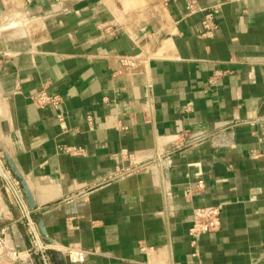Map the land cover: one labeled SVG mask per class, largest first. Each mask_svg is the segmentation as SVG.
<instances>
[{"label":"crops","instance_id":"obj_1","mask_svg":"<svg viewBox=\"0 0 264 264\" xmlns=\"http://www.w3.org/2000/svg\"><path fill=\"white\" fill-rule=\"evenodd\" d=\"M43 89L65 130L30 102ZM127 154L146 169L122 178ZM0 169L10 248L31 224L45 248L0 264H70V245L85 264H264V0H0ZM213 206L222 229L194 258V210Z\"/></svg>","mask_w":264,"mask_h":264},{"label":"built area","instance_id":"obj_2","mask_svg":"<svg viewBox=\"0 0 264 264\" xmlns=\"http://www.w3.org/2000/svg\"><path fill=\"white\" fill-rule=\"evenodd\" d=\"M189 10H193V5H189ZM217 10L214 9L208 12L205 15L204 21L202 22V26L204 29L203 37L211 38L213 37L217 26L214 22L215 14ZM119 63L122 68L126 70L134 71L138 69L141 65V61L135 57H120ZM148 89L151 92L152 85L148 83ZM30 102L33 106L38 109L52 108L56 111V118L62 129H66V115L62 112L61 107L63 104V100L59 95L50 94L46 90H40L29 97ZM189 110L188 108L186 109ZM180 149V145L176 147ZM72 154L77 151H68ZM127 158L130 161V166L125 171H122L119 175L123 178L124 176L130 175L134 172H140L145 168L146 164L137 163L131 154H127ZM160 158V157H159ZM203 187V182H198V188ZM191 191H188L190 194ZM222 212L220 207H205L194 210L192 225L189 229V239H190V247L192 249V256L194 258H198L200 256L199 253V241L202 237L210 234H215L221 231L222 229ZM31 231L29 234L32 238V247L26 250L25 252H18L14 249H11L9 246V231L5 226H0V260L3 258H9L14 261H22L23 259H29L34 255L40 253L45 248L42 247L39 243V235L35 231L34 227L31 224ZM63 253L65 254L68 262L70 264H85L86 259L89 252L84 251L78 245H70L63 249Z\"/></svg>","mask_w":264,"mask_h":264},{"label":"water","instance_id":"obj_3","mask_svg":"<svg viewBox=\"0 0 264 264\" xmlns=\"http://www.w3.org/2000/svg\"><path fill=\"white\" fill-rule=\"evenodd\" d=\"M16 22L17 23L22 22V19L20 17H18ZM3 155H4L5 160L8 163V168L10 170L12 177H14L16 182L19 184L20 192H21L22 196L24 197V199L26 200V204H27L28 209L30 211H33L35 209V203H34L32 192H31L30 188L28 187L26 180L24 179V177L22 175H20L15 170L9 156L6 153H3ZM0 174L2 176H4V172L2 170L0 171ZM38 230H39L41 237L44 239V243L46 245H51V241L47 239L48 235H47L46 229L44 228V224L41 220L39 221V224H38ZM46 256L53 263H61V261H60L61 254L59 252H57L56 250L48 249L46 251Z\"/></svg>","mask_w":264,"mask_h":264}]
</instances>
